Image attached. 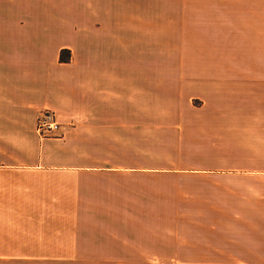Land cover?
Masks as SVG:
<instances>
[{
    "label": "crops",
    "instance_id": "crops-1",
    "mask_svg": "<svg viewBox=\"0 0 264 264\" xmlns=\"http://www.w3.org/2000/svg\"><path fill=\"white\" fill-rule=\"evenodd\" d=\"M263 221L264 0H0V264H264Z\"/></svg>",
    "mask_w": 264,
    "mask_h": 264
},
{
    "label": "rangeland",
    "instance_id": "rangeland-1",
    "mask_svg": "<svg viewBox=\"0 0 264 264\" xmlns=\"http://www.w3.org/2000/svg\"><path fill=\"white\" fill-rule=\"evenodd\" d=\"M34 129H35V126H34ZM262 224H263L262 226L264 227V221ZM262 252L264 255V249ZM118 264H237V263H231V262L214 263V262H205V261L203 262V261H196V260H179V259H162V258L145 259V258H140V257H118Z\"/></svg>",
    "mask_w": 264,
    "mask_h": 264
},
{
    "label": "built area",
    "instance_id": "built-area-1",
    "mask_svg": "<svg viewBox=\"0 0 264 264\" xmlns=\"http://www.w3.org/2000/svg\"><path fill=\"white\" fill-rule=\"evenodd\" d=\"M60 123L49 110H42L35 120V131L39 138L53 137L59 131Z\"/></svg>",
    "mask_w": 264,
    "mask_h": 264
}]
</instances>
